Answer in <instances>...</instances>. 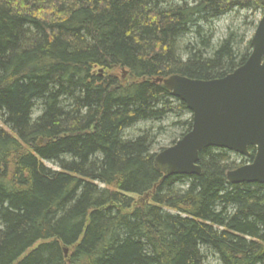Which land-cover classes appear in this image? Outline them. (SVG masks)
Wrapping results in <instances>:
<instances>
[{
	"label": "trees",
	"instance_id": "1",
	"mask_svg": "<svg viewBox=\"0 0 264 264\" xmlns=\"http://www.w3.org/2000/svg\"><path fill=\"white\" fill-rule=\"evenodd\" d=\"M242 12L264 0H0V264H264V185L230 184L232 153L165 178L156 137L125 136L184 114L172 145L192 130L154 82L245 64L251 38L205 30Z\"/></svg>",
	"mask_w": 264,
	"mask_h": 264
},
{
	"label": "water",
	"instance_id": "2",
	"mask_svg": "<svg viewBox=\"0 0 264 264\" xmlns=\"http://www.w3.org/2000/svg\"><path fill=\"white\" fill-rule=\"evenodd\" d=\"M251 46L245 64L224 78L203 81L173 75L155 80L192 113V130L156 157L155 166L165 178L200 175V153L206 149L248 157L254 147V161L226 177L232 185H264V14Z\"/></svg>",
	"mask_w": 264,
	"mask_h": 264
},
{
	"label": "rangeland",
	"instance_id": "3",
	"mask_svg": "<svg viewBox=\"0 0 264 264\" xmlns=\"http://www.w3.org/2000/svg\"><path fill=\"white\" fill-rule=\"evenodd\" d=\"M240 16H238V14H231V15H226L220 19H217L216 21H214L213 23H211V25H209L208 27H206V31H210L213 32V42L212 44L214 46H218L223 40L226 39V37L228 36V34L230 32H238V34H243L246 35L247 38H251L253 37L255 31L253 30V22H255L256 20V24L257 21L259 22L262 18V15H260L258 12H242L239 14ZM197 49H202V46L199 44V46H197ZM117 77H119V79L125 81L127 80V76H124V73L122 74L120 71H118L116 73ZM37 115H40L37 112ZM189 119V115H183V116H173L170 117L167 120H164L162 122H141L138 123L137 125H135L134 127L126 130L125 132V136L127 138H137L139 136H141L143 133L145 132H150L152 137H156L155 140V144H154V151H157L158 153H160V149L162 148H169L172 146V140L176 137L180 135V131L177 130L174 127H171L173 123L178 122V121H184ZM0 126L2 127V123L0 121ZM161 130V131H160ZM179 134V135H178ZM232 156V158L236 161V163L238 165L242 164V162H244L245 158H239L237 157L235 154H230ZM245 163V162H244ZM244 165V164H243ZM138 199V198H136ZM205 256H206V264H221L218 256L210 250H206V252H204Z\"/></svg>",
	"mask_w": 264,
	"mask_h": 264
},
{
	"label": "flooded vegetation",
	"instance_id": "4",
	"mask_svg": "<svg viewBox=\"0 0 264 264\" xmlns=\"http://www.w3.org/2000/svg\"><path fill=\"white\" fill-rule=\"evenodd\" d=\"M248 151H249V156L248 157H242V156H239V155H236V156H238L239 158H245L244 159V162H242V164H244V165H246V164H251L253 161H254V159H255V157H254V159H251V157H252V155H256V148H254V147H250L249 149H248ZM246 160V161H245Z\"/></svg>",
	"mask_w": 264,
	"mask_h": 264
},
{
	"label": "bare ground",
	"instance_id": "5",
	"mask_svg": "<svg viewBox=\"0 0 264 264\" xmlns=\"http://www.w3.org/2000/svg\"><path fill=\"white\" fill-rule=\"evenodd\" d=\"M183 4H184V3H183ZM59 105H60V104H59ZM163 151H164V150H163ZM160 153H161V152H160ZM160 153H158L157 156H158ZM157 156H156V157H157ZM155 160H156V158H155ZM231 171H232V170H231Z\"/></svg>",
	"mask_w": 264,
	"mask_h": 264
}]
</instances>
